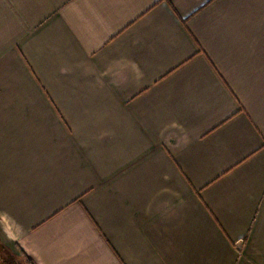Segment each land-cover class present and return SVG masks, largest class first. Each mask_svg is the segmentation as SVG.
I'll list each match as a JSON object with an SVG mask.
<instances>
[{
  "label": "crops",
  "instance_id": "1",
  "mask_svg": "<svg viewBox=\"0 0 264 264\" xmlns=\"http://www.w3.org/2000/svg\"><path fill=\"white\" fill-rule=\"evenodd\" d=\"M0 238L264 264V0H0Z\"/></svg>",
  "mask_w": 264,
  "mask_h": 264
},
{
  "label": "rangeland",
  "instance_id": "2",
  "mask_svg": "<svg viewBox=\"0 0 264 264\" xmlns=\"http://www.w3.org/2000/svg\"><path fill=\"white\" fill-rule=\"evenodd\" d=\"M0 255L8 259L11 264H25L26 259L14 248L0 238Z\"/></svg>",
  "mask_w": 264,
  "mask_h": 264
},
{
  "label": "flooded vegetation",
  "instance_id": "3",
  "mask_svg": "<svg viewBox=\"0 0 264 264\" xmlns=\"http://www.w3.org/2000/svg\"><path fill=\"white\" fill-rule=\"evenodd\" d=\"M0 264H11L10 261L5 258H3L1 255H0Z\"/></svg>",
  "mask_w": 264,
  "mask_h": 264
},
{
  "label": "trees",
  "instance_id": "4",
  "mask_svg": "<svg viewBox=\"0 0 264 264\" xmlns=\"http://www.w3.org/2000/svg\"><path fill=\"white\" fill-rule=\"evenodd\" d=\"M23 258H24V256H23Z\"/></svg>",
  "mask_w": 264,
  "mask_h": 264
}]
</instances>
